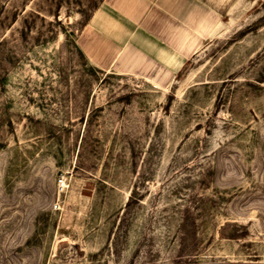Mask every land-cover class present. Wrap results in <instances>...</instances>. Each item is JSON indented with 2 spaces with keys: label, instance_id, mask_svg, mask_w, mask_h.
Segmentation results:
<instances>
[{
  "label": "rangeland",
  "instance_id": "rangeland-1",
  "mask_svg": "<svg viewBox=\"0 0 264 264\" xmlns=\"http://www.w3.org/2000/svg\"><path fill=\"white\" fill-rule=\"evenodd\" d=\"M101 1L0 0V264H264V0H176L175 76L87 59Z\"/></svg>",
  "mask_w": 264,
  "mask_h": 264
},
{
  "label": "crops",
  "instance_id": "crops-1",
  "mask_svg": "<svg viewBox=\"0 0 264 264\" xmlns=\"http://www.w3.org/2000/svg\"><path fill=\"white\" fill-rule=\"evenodd\" d=\"M175 1L102 0L81 29L77 44L102 69L141 73L150 62L175 76L203 37L198 24L174 7Z\"/></svg>",
  "mask_w": 264,
  "mask_h": 264
},
{
  "label": "bare ground",
  "instance_id": "bare-ground-1",
  "mask_svg": "<svg viewBox=\"0 0 264 264\" xmlns=\"http://www.w3.org/2000/svg\"><path fill=\"white\" fill-rule=\"evenodd\" d=\"M220 23L216 26L215 31L213 33H215L218 30V27H219Z\"/></svg>",
  "mask_w": 264,
  "mask_h": 264
}]
</instances>
